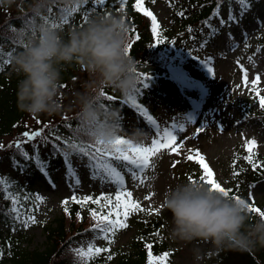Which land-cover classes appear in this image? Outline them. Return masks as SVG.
<instances>
[{
    "label": "rangeland",
    "instance_id": "rangeland-1",
    "mask_svg": "<svg viewBox=\"0 0 264 264\" xmlns=\"http://www.w3.org/2000/svg\"><path fill=\"white\" fill-rule=\"evenodd\" d=\"M140 7L142 10L139 12L151 27H154L152 20L144 15L143 9L153 14L156 25L169 24L170 9L162 1H142ZM218 15L223 19L232 16L235 21L230 25H223L220 34L204 52L168 66L153 77L156 85L161 86L166 93L163 98L147 99V104L152 109L150 116L155 124L150 123L133 105L134 117L123 126L125 134L121 137L125 139H128L127 133L135 128L148 133V140L143 144L145 147L151 146L157 126L161 135L165 129L172 131L177 137V143L160 149L152 156L150 158L152 166L142 174L131 166L116 165L122 183L110 182L103 173L97 176L94 167H87L83 156L70 157L63 167L46 176L38 185L33 196V209H29L31 219H34L35 223L24 230L21 240L19 239V247L27 251L43 250L47 246L44 227L53 226L56 219L61 217L65 202L85 205L91 201L93 205H101L103 209L105 205H107L105 207L111 205L110 213L117 219L115 215L117 210L114 208L117 193L131 192L132 196L130 198L122 196L121 202H138L144 210L128 215L125 221L128 228L115 236L112 247L126 248L136 231L138 220L160 218L162 221L160 233L168 244L167 260L170 263H208L207 252L216 249L211 243L203 241L185 243L170 238L172 217L162 204L165 192L177 182L195 180L207 185L200 180L204 174L200 164L201 156L213 172V176L207 179L214 180L224 188L230 182L231 161L237 153L253 154L264 162V108L259 104V100L264 98V3L253 12H249L239 2H235L231 12L220 8ZM205 61L210 63L204 66ZM208 67H211V73L207 71ZM256 77H259V80L253 83ZM74 93V85L60 91V96H63L59 99L62 110L51 115L53 122L76 113ZM39 119L46 122L50 120V116L41 114ZM173 124L177 125L175 130L171 127ZM180 125L184 128L182 133L179 132ZM39 131L37 120L25 116L17 130L0 137V145H3L0 148L2 174L10 171L9 163H6L2 156L21 141L41 143L40 135L34 139L24 135L26 132L33 134ZM61 137L73 142L69 134H61ZM253 140L256 144L249 152L247 144ZM189 155L193 157L192 160L188 159ZM68 162L72 165L71 172L68 171ZM134 171L136 175H133ZM240 199L246 200L250 206L262 207L264 180L247 189ZM102 208H97L99 214H96L94 226L101 221ZM120 211L122 212V209ZM85 217L84 210L81 209L73 223ZM119 219L124 220L123 215ZM74 226L76 227V224ZM7 232H9L7 226L0 224V238L6 237ZM14 235L12 234V237H15ZM90 244L94 247L100 244L91 232L77 238L78 249L86 251ZM195 250L199 251V260L195 258Z\"/></svg>",
    "mask_w": 264,
    "mask_h": 264
},
{
    "label": "trees",
    "instance_id": "trees-1",
    "mask_svg": "<svg viewBox=\"0 0 264 264\" xmlns=\"http://www.w3.org/2000/svg\"><path fill=\"white\" fill-rule=\"evenodd\" d=\"M142 1H162L170 9L169 24L156 25L154 27L157 31L153 32V27L144 21L141 13L134 7L136 0H124L122 4L120 0H113L106 6L95 4L94 0L92 3H86L85 0H68L67 3L54 0L53 6L42 16L47 18L51 15L58 19L62 9L65 10V14L71 11L68 17L69 24L59 30L62 33L83 27L87 23L83 19L87 13H91L88 20L101 14H115L123 18L128 29L129 55L137 62L138 74L147 75L150 80L144 81L148 83L146 88L142 83H138L135 95L126 98H122L115 90H104L105 96L111 95L116 98L113 102L103 97L107 106H115L121 110L122 125L134 114L132 100L151 113L152 109L147 106L148 97L163 98L166 94L161 86L156 85L153 77L164 68L203 52L214 37L220 34V25H225L224 20L218 17V9L223 7L229 10L239 0ZM30 2L31 0H15L11 6H0V137L17 130L25 116L36 119L39 132L42 133L41 143L21 141L17 143L20 145L19 148L16 144L10 152L2 156V159L9 163L10 171L5 174L0 172V179L10 181V186L0 185V224L7 226L9 231L6 237L0 238V264H78L79 258L75 255L78 250L77 238L88 232L96 238L100 237L98 238L100 244L95 248L102 249L99 253L93 252L94 258L90 259L88 264H172L167 260L168 244L160 233L162 227L160 218L138 220L136 231L126 248L112 247L115 236L127 229L128 224L126 223L127 227L118 229L115 234L100 232L101 221L94 226L96 215L93 213L99 214L97 208L102 207L93 205L91 201L85 205L64 203L61 217L56 219L53 226L44 227L47 246L43 250L27 251L19 247V239L21 240L24 230L33 225L29 209L33 208V195L38 185L46 176L63 167L67 158L77 155L68 147L71 141L59 135L68 133L73 138L77 135L76 129L81 127L76 119L78 107L72 116H63L56 122L52 121L51 116L49 121L43 122L39 116L30 115L18 107L17 86L23 76L15 70L12 59L23 51L21 40H26L32 35L28 32L32 18L30 14H26ZM263 3L264 0H246L247 6L244 8L253 12ZM38 22L42 23V19L39 18ZM11 29L16 31L13 32ZM21 32L23 35L19 34ZM158 37H162L159 42ZM61 75V90L74 85V95L84 91L83 84L89 79L88 73L75 65L66 67ZM62 98L63 96H59V99ZM78 135L85 144L91 142L86 134ZM40 145L47 147L43 148ZM24 153H27V159ZM249 156L252 163H249ZM83 157L90 167L89 157ZM231 162L232 176L225 187L230 197L240 198L247 189L264 180V162L258 156L239 152ZM13 199L16 200L15 203ZM81 209L84 210L86 217L73 223ZM258 209L264 211V205ZM111 211V205L104 206L100 217ZM249 214L253 217L252 222L260 217L259 213ZM110 219L116 218L111 215ZM12 233L15 237H12ZM206 257L207 264H264V247L257 246L253 251L215 249L208 251Z\"/></svg>",
    "mask_w": 264,
    "mask_h": 264
},
{
    "label": "clouds",
    "instance_id": "clouds-1",
    "mask_svg": "<svg viewBox=\"0 0 264 264\" xmlns=\"http://www.w3.org/2000/svg\"><path fill=\"white\" fill-rule=\"evenodd\" d=\"M15 0H0L11 6ZM67 3L68 0H60ZM54 0H31L27 13L32 18L23 51L12 63L23 78L18 83L17 101L21 111L33 116L59 113L62 71L68 66L84 69L89 79L83 92L76 93V119L91 142L111 147L125 134L122 113L107 106L102 92L115 90L122 98L135 95L138 70L130 56L128 29L123 18L115 14L97 15L80 28L62 33L39 23ZM133 144L143 145L148 133L132 129L127 133ZM163 207L171 213L170 238L185 243L203 241L218 250L253 251L264 247V218L250 216L248 202L232 199L201 182H177L164 194ZM195 258L200 259L198 250Z\"/></svg>",
    "mask_w": 264,
    "mask_h": 264
},
{
    "label": "snow or ice",
    "instance_id": "snow-or-ice-1",
    "mask_svg": "<svg viewBox=\"0 0 264 264\" xmlns=\"http://www.w3.org/2000/svg\"><path fill=\"white\" fill-rule=\"evenodd\" d=\"M86 3H92L93 0H85ZM95 4L100 5V6H106V4L113 2V0H94ZM121 4L124 3V0H120ZM239 3L241 4L242 7H246V0H239ZM141 4L142 0H136V3L134 7L136 8L137 11L142 10L141 9ZM49 12L51 13V10L49 9ZM143 13L145 16H148L151 18L153 25H156V18L153 16V14L146 9H143ZM71 15V11H68L67 14H65V10H61L60 13V18H54L51 15L47 18L41 17L42 19V24L51 27L55 30H60L62 29L65 25L69 24V19L68 17ZM91 13H87L83 19L85 22H87L89 16ZM103 15V14H101ZM228 19L231 21L234 18L232 16H229ZM223 23V21H221ZM13 32H15V29H11ZM157 28L153 27V32H156ZM20 35H23V32L19 33ZM162 40V37H158V42ZM130 51V46L127 47L126 52L129 54ZM210 63V61H205V65L207 66ZM207 71L209 73L212 72L211 67L207 68ZM139 79L138 83H142L143 87H147L148 83H145L144 81L150 80V77L147 75H140L138 74ZM259 80V77H256V80L253 82L255 83L256 81ZM245 83H247V74L245 73ZM138 91V89H137ZM102 96L105 97L106 100L109 101H115V97L108 95L105 96V93L102 92ZM131 99V98H130ZM133 105H135V100H132ZM259 104L262 108H264V98H261L259 100ZM137 109L147 118V120L155 124V121L153 118L148 115L146 111H144L142 108H139L138 105H135ZM172 129H176L177 125L173 124ZM184 131L183 125L179 126V132L182 133ZM77 135L73 137V141L75 142H70L68 144V147L73 150L77 155L80 156H87L89 157V165L90 167L95 168V174L99 176L101 173L104 174V177H106L110 182L112 183H117L120 182L122 183V177L119 171H117L116 165L119 164H125L127 166H131L132 169L138 170L140 174H142L144 171L149 169L152 165L150 163V158L152 156H155L157 152L160 149L163 148H168L172 144L177 143V137L176 135L173 134L172 131H169L165 129L161 135L159 131V127L157 126V131L153 134L155 136L154 139L151 141V146L150 147H145L140 144H133L131 143L128 139L119 137L115 141V143L111 147H104L102 146L99 142L93 143H87L85 144L83 141L79 139V133H84L82 127L76 129ZM85 134V133H84ZM25 136H27L29 139H34L36 136L41 135L40 132H35L33 134L29 133H24ZM183 139V137H181ZM256 142L249 141L247 144L248 151L251 152L252 148L255 146ZM18 148L20 147L19 144L16 145ZM3 145H0V148H2ZM175 151V149H173ZM178 154V153H177ZM199 155V153H197ZM25 158H28L27 153H24ZM189 160H192L193 157L191 155L188 156ZM249 163H252V158L251 156L248 157ZM67 162V161H66ZM93 162H95L93 164ZM200 164L202 165L204 169V174L200 177V180L204 183H206L212 190L219 191L222 194H224L226 197H230L229 191L225 190L224 187H222L219 183L215 182L214 180L207 179V177L213 176L212 170L209 168V166L204 162V158L201 156L200 157ZM175 165H173L174 167ZM68 171H72V165L70 162H68ZM137 173L134 171L133 175H136ZM192 182H196L195 180H190ZM143 183V181H141ZM0 185H9L10 186V181H7L5 179H0ZM127 196L131 197L132 193L131 192H118L116 195V203L114 205V208L117 210L115 212V215L117 216V219H110V216L113 213H109L108 215H104L101 217V227H100V232L102 233H111L115 234V232L118 229H122L127 227V224L125 221L127 220V217L130 213L136 212V211H143L140 207V204L138 202L134 201H128L125 203L121 202V197L122 196ZM7 198V197H6ZM232 199H237L239 200L240 198L238 197H230ZM39 199V198H38ZM75 199V198H74ZM90 199V198H89ZM145 199H150V197H145ZM13 202L15 203L16 200L13 199ZM99 203V201H96ZM110 202V200H109ZM67 203V202H65ZM107 206V205H105ZM122 209V212L120 211ZM248 210L249 213L251 214H257L259 213L261 218H264V211H261L260 209L256 207H252L248 204ZM93 215H96L94 212ZM123 215L124 220L119 219V217ZM32 223H35V220H31ZM97 238H100L97 236ZM150 247V246H149ZM102 249L100 248H94L93 245H89L87 247V250L85 251L84 249H78L75 255L79 258L78 264H88V261L90 259H93L94 257L92 256L93 252L99 253L101 252ZM151 255V253H149ZM162 259V258H161Z\"/></svg>",
    "mask_w": 264,
    "mask_h": 264
}]
</instances>
